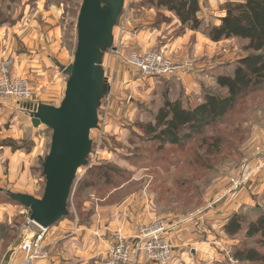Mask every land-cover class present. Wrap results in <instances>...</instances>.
Returning a JSON list of instances; mask_svg holds the SVG:
<instances>
[{
    "label": "rangeland",
    "instance_id": "rangeland-1",
    "mask_svg": "<svg viewBox=\"0 0 264 264\" xmlns=\"http://www.w3.org/2000/svg\"><path fill=\"white\" fill-rule=\"evenodd\" d=\"M33 3L32 0H0V28L16 27L17 21L24 17L27 11L28 15H35L33 9L37 10L38 5ZM47 3L63 6L64 15L59 25L62 29L60 47L68 53L69 62L72 63L77 48V21L83 0H47ZM149 8L155 7L145 0H128L118 19L114 31L116 42L113 48L105 53L108 74L113 75V80H108L110 91L103 98L99 109V128L91 132L93 147L89 162L79 170L74 183L69 200L70 215L49 227L46 243L54 245L50 248L51 256L44 262L57 258L61 264H105L106 243L111 233L106 231L101 237L97 234L110 228L112 231L123 229L130 236L143 224L164 220L169 224H177L175 230L170 233L171 244L175 245L177 241V250L195 259L197 264H205L201 257H194L197 248L201 247L196 244H201L199 238L203 236H193L199 232L197 228L209 230L211 225L208 221L213 214L215 216L216 212L229 204L237 205L233 213L245 212L242 216L246 226L256 220L261 212L264 213V170L255 173L252 176L254 178L240 190H235L233 186L234 178L247 162L250 168L255 166L257 149H264V83L240 97L236 105L222 118L201 132L184 138L179 144L157 143L143 129L147 124L156 123L158 112L166 99L181 102L185 108H195L203 101L206 90L227 96V90L217 84V77L233 76L238 61L250 53L247 51L249 41L232 38L214 42L222 45H218L214 53L207 58L184 57L180 53L182 49L179 52L166 51L161 48V43L168 39L161 36L154 44L145 48L139 45L138 39L126 37L131 33L135 36L138 33H135L136 31L148 25L144 26L136 21L140 20L142 13ZM156 10L154 26L160 27L162 22L170 21L162 11ZM124 25L126 31L122 34ZM183 33L181 27L174 31L172 36H180ZM115 47H120L121 51L124 49L125 57L132 51L144 56L157 52L163 53L166 59L176 65L190 63L191 67L174 75L141 76L130 68L123 58H115ZM219 50L221 51L218 52ZM186 52L188 51H183L184 54H187ZM5 66L12 74L28 79L31 84V79L15 72L8 60H3L0 64V76ZM62 75L65 76L61 84L63 101L68 76L60 73V76ZM189 76L195 80L193 83H186ZM32 84L33 96L29 102L8 100L19 105L22 112L29 117L28 105L35 104L36 99ZM54 91L55 89L46 93L52 95ZM40 97H37L38 100ZM16 118L15 114L5 116L0 111V147L9 149L14 156L24 154V161L19 165L21 168L18 167L17 170L9 166L8 158L5 157L2 162L6 176H12L11 181L7 179L6 183L0 185L2 260L18 240L23 241L24 236L32 237L33 232H38V227L35 226L38 224L29 219L30 211L12 201L9 194H28L38 199L43 197L46 185L43 164L52 141V131L46 126L35 128L31 118L27 120L28 123H25L22 115L15 122ZM13 124L20 127L27 124L29 132L25 138L7 136L8 133L5 132L12 130ZM27 155H33L30 162ZM103 176L111 183L96 181L94 186L82 188L86 178L99 179ZM244 195L248 199L244 198ZM229 213L228 210L227 214ZM230 217H226L219 224V233L212 232L214 239L210 240L217 243L210 244L209 247L214 255L217 254L218 259L212 258L211 264H225V261L226 264H235V246L239 242H247L245 230L234 237L226 235L223 229ZM192 229H195L193 234L190 232ZM173 232L176 235L172 237ZM202 233L205 237L208 235L203 231ZM222 236L226 238L222 240ZM70 240L74 245L64 244ZM193 248L196 251H193ZM15 249L10 264L20 258L19 246Z\"/></svg>",
    "mask_w": 264,
    "mask_h": 264
},
{
    "label": "crops",
    "instance_id": "crops-1",
    "mask_svg": "<svg viewBox=\"0 0 264 264\" xmlns=\"http://www.w3.org/2000/svg\"><path fill=\"white\" fill-rule=\"evenodd\" d=\"M129 1L136 2L140 0ZM32 2H34L33 4L38 5L37 10L33 9V11H35V15H28L27 11L26 15L17 21L16 27L8 26L0 28V64L3 60H8L13 66L15 72L21 76H27L31 79V84L33 83L32 85L35 89V104H46L58 107L62 101L61 91L63 88L61 87V84L65 80V76H60V73H63L60 67H67L71 64V62H69L68 53L60 47L62 29L59 25L61 18H63L64 15V9L63 6L48 4L47 0H32ZM126 2H128V0H126ZM241 2H244V0H201L202 11L200 16L204 20L202 30L191 31L186 29L182 35L176 37H173L172 33L174 31H178V29L182 27L180 20L173 13L163 10V14L166 15L170 21L168 23L162 22L160 27H156L154 26V23L157 10L156 8H149L147 11L145 10V12L142 13V18L136 21L137 23H143L144 26L145 24L148 25H146L143 29L136 31L135 33H138L135 36H133L134 33H131V35L126 38H130L132 40L138 39L140 43L139 45H143V47L146 48L147 46L150 47L154 44V41L161 36L168 39L166 42L161 43V48L166 51L173 50L179 52V50L182 49L180 53L184 57L203 56L204 58H207L210 57L211 53H214V51L218 48V45L222 44H215L212 42L204 34L203 29L207 28L211 23L220 25V19L226 14L223 9L226 4ZM185 50L188 51L186 52L187 54L183 53ZM103 68L107 78H110L112 81L113 75L108 74L109 70L107 69L106 55H104ZM187 79L186 83H193L195 81L190 76L187 77ZM40 88H43V90ZM54 89L55 91L52 95L46 93L47 91ZM38 96H41L39 100L37 98ZM0 111L5 116L8 114H15L16 117L19 118V116L22 115V117L24 116V121H26L25 123H28L30 118L28 114L22 112L23 110L20 109L19 105L10 101L0 102ZM17 118L15 119V122ZM23 125L25 126L20 127L17 126V124H13L12 130L5 133H8L7 136L11 138L23 139L29 132L27 124ZM23 155L24 154H19L14 156L11 154L9 149L0 147V185L6 183L7 179L10 181L12 180V176H8V174L6 176L3 171L2 162L5 161V157L10 161L9 166H12L14 170H17L18 167H20L19 165H22L21 163L24 161ZM32 156L33 155H27V160L29 162L31 161ZM245 197L246 195H244V198ZM246 199H248V197H246ZM236 206L237 205L229 204L224 206L223 209H220V212H216L217 214L215 216L213 214L208 221V224L211 225L209 230L197 228L199 229V232L194 233L193 237L199 236L198 234H201L203 237L199 238L200 242L198 241L201 244H196L198 247L201 246V250L197 248V253H194V257L197 256L195 258L201 257L205 260V264H211L213 262L212 258H215L216 260L218 259L217 254L214 255V253L210 251L211 247H209L211 246L210 244L214 245L217 243L214 240H210L214 239L212 232L215 231L219 233V224L223 222L226 217H230ZM228 210L230 211L229 214H227ZM214 217H216V219H214ZM194 231L195 229L190 230L192 234ZM202 231L208 235L205 237ZM175 232L171 234L172 237L176 235ZM224 237L225 236H222V240ZM201 239H203V241H201ZM71 241L72 240L69 242L66 241L64 244L66 245L70 243L69 245H74V242ZM174 246L175 258L171 264H197L195 259H191L186 253L177 250L179 247V245H177V241ZM193 251L196 250L193 248ZM39 264H61V262L57 258H51V261L41 262ZM135 264L155 263L137 257ZM216 264H224V262H216Z\"/></svg>",
    "mask_w": 264,
    "mask_h": 264
},
{
    "label": "water",
    "instance_id": "water-1",
    "mask_svg": "<svg viewBox=\"0 0 264 264\" xmlns=\"http://www.w3.org/2000/svg\"><path fill=\"white\" fill-rule=\"evenodd\" d=\"M126 0H83L77 21V48L73 62L60 67L68 76L65 96L57 106L37 104L30 114L35 128L52 131L51 148L43 164V197L12 193L11 199L30 211V221L49 228L70 215L69 200L81 168L92 152L91 132L99 128V109L110 91L103 68L105 53L113 48L114 31ZM13 246L2 264H10Z\"/></svg>",
    "mask_w": 264,
    "mask_h": 264
},
{
    "label": "trees",
    "instance_id": "trees-1",
    "mask_svg": "<svg viewBox=\"0 0 264 264\" xmlns=\"http://www.w3.org/2000/svg\"><path fill=\"white\" fill-rule=\"evenodd\" d=\"M145 2L159 11L173 13L180 20L183 32L184 29L202 30L204 20L200 16L201 0ZM223 9L226 14L220 19V25L210 24L203 29L204 34L215 43L232 38L248 40L247 51L250 52L247 57L238 61L233 76L217 77V84L227 90L228 95L220 96L206 90L203 101L195 108H185L181 102L166 99L158 112L156 123L143 127L146 134L153 137V141L162 145L179 144L184 138L201 132L222 118L240 97L264 83V0L228 3ZM97 178H86L82 188L92 187L96 181L111 183L106 176ZM243 213L245 212L233 213L223 229L230 237L245 230L247 242H239L233 250L235 264H264V213L261 212L256 220L246 226Z\"/></svg>",
    "mask_w": 264,
    "mask_h": 264
},
{
    "label": "built area",
    "instance_id": "built-area-1",
    "mask_svg": "<svg viewBox=\"0 0 264 264\" xmlns=\"http://www.w3.org/2000/svg\"><path fill=\"white\" fill-rule=\"evenodd\" d=\"M126 27H122L121 32L125 34ZM116 42V39H115ZM116 48V49H115ZM116 59L123 58L126 64L138 72L141 76L156 77L174 75L185 72L191 67L190 63L180 65L174 64L170 59H166L163 53H151L146 56L131 52L126 57L124 49L115 47ZM109 80V78H108ZM33 96V89L28 79L20 78L8 71L7 66L0 76V100L2 102L11 99L19 102H29ZM28 105L29 115L33 106ZM255 166L250 168L247 162L241 172L233 180L235 190H240L244 184L252 180L255 173L264 170V149L258 148ZM259 156H262L259 158ZM38 232H33L32 237H23L22 244L19 246L20 258L13 264H38L44 262L51 256L50 248L54 244L46 243L49 228L39 225ZM76 231L79 232L77 224ZM177 224H169L164 220H154L139 226L133 235L128 236L123 229L112 231L106 228L103 233L97 234L99 237L110 232L111 236L107 240V253L105 264H135L137 257L155 264H171L174 259L175 246L170 242V233L175 230ZM169 236V237H168ZM52 237V236H50ZM67 235L64 236L66 238ZM56 244V243H55ZM2 259L0 258V264Z\"/></svg>",
    "mask_w": 264,
    "mask_h": 264
}]
</instances>
